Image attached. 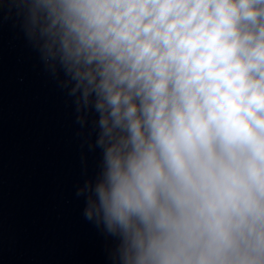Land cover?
Listing matches in <instances>:
<instances>
[{"label":"clouds","instance_id":"clouds-1","mask_svg":"<svg viewBox=\"0 0 264 264\" xmlns=\"http://www.w3.org/2000/svg\"><path fill=\"white\" fill-rule=\"evenodd\" d=\"M7 2L95 114L111 264H264V0Z\"/></svg>","mask_w":264,"mask_h":264},{"label":"water","instance_id":"water-1","mask_svg":"<svg viewBox=\"0 0 264 264\" xmlns=\"http://www.w3.org/2000/svg\"><path fill=\"white\" fill-rule=\"evenodd\" d=\"M111 238L95 229L61 243L1 260L0 264H111Z\"/></svg>","mask_w":264,"mask_h":264}]
</instances>
